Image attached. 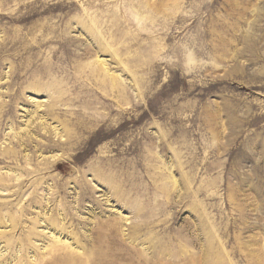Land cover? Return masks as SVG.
<instances>
[{
	"label": "rangeland",
	"instance_id": "1",
	"mask_svg": "<svg viewBox=\"0 0 264 264\" xmlns=\"http://www.w3.org/2000/svg\"><path fill=\"white\" fill-rule=\"evenodd\" d=\"M0 264H264V0H0Z\"/></svg>",
	"mask_w": 264,
	"mask_h": 264
},
{
	"label": "bare ground",
	"instance_id": "2",
	"mask_svg": "<svg viewBox=\"0 0 264 264\" xmlns=\"http://www.w3.org/2000/svg\"><path fill=\"white\" fill-rule=\"evenodd\" d=\"M134 16L138 17V20H140L142 18V13L139 10H134ZM102 47H104V43L100 44V48H102ZM190 60H191V58H190ZM110 84H111V89L113 91L118 90V88L115 87V85H114L115 84V80H111Z\"/></svg>",
	"mask_w": 264,
	"mask_h": 264
}]
</instances>
